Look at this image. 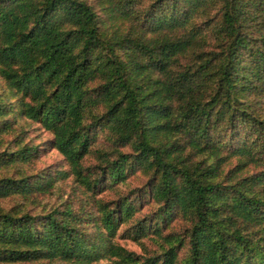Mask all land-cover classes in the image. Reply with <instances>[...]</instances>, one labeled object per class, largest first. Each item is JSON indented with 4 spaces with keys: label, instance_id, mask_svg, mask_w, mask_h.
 Masks as SVG:
<instances>
[{
    "label": "trees",
    "instance_id": "16d2710c",
    "mask_svg": "<svg viewBox=\"0 0 264 264\" xmlns=\"http://www.w3.org/2000/svg\"><path fill=\"white\" fill-rule=\"evenodd\" d=\"M0 79V139L20 127L0 150V199L71 176L85 193L44 212L0 206L1 262L101 264L106 231L147 199L164 225L189 220L185 264H264V0H0ZM25 117L53 132L70 168L1 173L39 155ZM136 169L148 180L134 195L96 196ZM165 243L111 251L116 264H172L183 238Z\"/></svg>",
    "mask_w": 264,
    "mask_h": 264
},
{
    "label": "rangeland",
    "instance_id": "374dc122",
    "mask_svg": "<svg viewBox=\"0 0 264 264\" xmlns=\"http://www.w3.org/2000/svg\"><path fill=\"white\" fill-rule=\"evenodd\" d=\"M89 1L97 4L98 0ZM7 91L8 88L3 80L0 79V93H6ZM15 99L16 98H12V100ZM21 123L25 128V131L21 133L22 136H25L26 141L39 145V155L26 163V165H13L9 168H5L1 173L16 176L21 169H27L30 172H46L51 169L70 168L68 160L54 145L53 132L51 130L42 126L40 122L26 117L21 120ZM19 131L20 127L18 130L3 134L0 139V150L13 145V140L14 138H17L16 135ZM239 158V154L230 153L222 163L221 167L225 170L234 167L237 165ZM88 161L94 162L95 157L90 156ZM247 170H250V172L254 170L253 162L248 161L240 172L245 173ZM147 180L148 175L144 171L136 169L135 171L130 172L126 181L119 183L118 189L107 188L103 191H97L96 196L100 197L101 200L112 203L121 195H134L133 192L142 188L143 185H146ZM73 183L74 181L71 176L58 181L56 187L43 193L35 192L29 197L15 194L10 195L0 199V206L5 209L14 208L30 210L32 212H44L52 208L55 204H58L61 201V195H64V198H68V195L75 196V201L79 202L81 199L83 200L85 193L81 187L78 190H74V193L73 189L75 188H72ZM86 207L89 211L96 210V204L92 201H90ZM155 207L156 205L153 202H150L147 199H139L137 208L132 216L123 221L121 219L113 234L106 231L107 236L104 239H101L100 244L97 246L101 250L102 255L99 257L98 261H94L93 263L116 264L115 260L118 256L111 251L112 248L115 250L119 247H126L130 250H134L142 257L161 253L164 249V244H166L165 237L174 234L177 237L179 236L183 238V244L177 243V257L172 264H185L186 259L189 257V238L187 236L190 224L189 220L185 215H182V213H176L173 214L164 225L161 219L156 217L154 212L156 209ZM143 224L147 225L146 231L138 232V227ZM158 227L163 228L162 230H159ZM87 230L94 231L95 225L89 223ZM0 264H62V261L28 260L8 263L0 261Z\"/></svg>",
    "mask_w": 264,
    "mask_h": 264
}]
</instances>
